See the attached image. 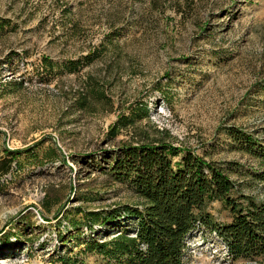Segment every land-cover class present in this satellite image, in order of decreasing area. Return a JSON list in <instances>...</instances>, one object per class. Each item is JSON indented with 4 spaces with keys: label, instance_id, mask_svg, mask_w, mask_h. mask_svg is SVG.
I'll return each mask as SVG.
<instances>
[{
    "label": "rangeland",
    "instance_id": "obj_1",
    "mask_svg": "<svg viewBox=\"0 0 264 264\" xmlns=\"http://www.w3.org/2000/svg\"><path fill=\"white\" fill-rule=\"evenodd\" d=\"M264 0H0V264H108L90 241L122 236L141 204L111 166L123 146L171 142L264 198ZM10 151V152H9ZM212 212L231 220L219 202ZM112 222V223H111ZM188 264L233 262L196 230Z\"/></svg>",
    "mask_w": 264,
    "mask_h": 264
},
{
    "label": "trees",
    "instance_id": "obj_2",
    "mask_svg": "<svg viewBox=\"0 0 264 264\" xmlns=\"http://www.w3.org/2000/svg\"><path fill=\"white\" fill-rule=\"evenodd\" d=\"M229 133L235 141L248 142V151L264 160L254 136L235 128ZM14 160L13 155L0 160V173H9ZM111 171L134 190L141 204L123 205L104 218L103 213H92L102 222L121 217L127 222L119 229L122 236L110 243L90 241V249L102 252L108 264H188L189 239L196 230L219 237L233 262L264 264V198L245 193L233 179L241 173L236 162L207 160L161 141L123 146ZM252 173V179L264 182V171ZM215 202L229 211V222L216 218Z\"/></svg>",
    "mask_w": 264,
    "mask_h": 264
}]
</instances>
